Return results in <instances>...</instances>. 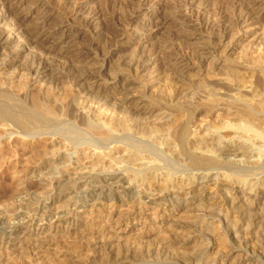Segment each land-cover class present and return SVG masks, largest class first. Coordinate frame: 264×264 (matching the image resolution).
Listing matches in <instances>:
<instances>
[{
  "label": "bare ground",
  "instance_id": "bare-ground-1",
  "mask_svg": "<svg viewBox=\"0 0 264 264\" xmlns=\"http://www.w3.org/2000/svg\"><path fill=\"white\" fill-rule=\"evenodd\" d=\"M145 1L148 0H131V5L136 9L143 4L146 5ZM37 2L41 3L36 17L39 25L35 24L29 31H24L22 21L15 19L16 16L13 18L20 0H0V54L4 53V47L10 44L12 38L20 35L24 36L26 43L36 45L41 51V56L26 69L22 76V84H19L18 79L19 85L17 84L14 90L4 88L9 98L21 104L18 107L22 106L25 112L21 110L24 114L22 113L20 118L13 116L9 117L10 119L7 118L8 120L5 119L8 124H2L4 120H0V140L4 137L11 139L7 144V150H14L15 146L12 148L9 145L17 141L25 146L28 143L48 139L51 141L49 145L54 149L56 147L55 150H65L69 153L48 158L41 157L34 171L36 176H42L58 166L69 167L70 162L74 161L72 156L76 154L78 148L81 150L80 155L87 159L93 157L94 160H98L97 157L101 156L99 153V156L97 155V150L106 149L114 144L123 146H114L110 151L123 149L128 154L129 150H135V153L136 151L144 152L146 155L142 158L136 154L134 156L137 159L134 162L135 166H132L133 163L132 167L125 165L121 168V173L116 172L115 165L113 166L114 163H112L114 161H106V164L102 165L101 160V165L98 164L96 169L86 166H80L79 169L72 161V168H68L66 174H61L60 177L47 182L48 185L38 186L41 190H39L41 197L39 194H33L29 186L21 188L17 198L27 200L12 202V209L9 208L10 213L17 211L12 217L13 224L9 226L6 221H0V264H47V260L56 253H62L65 263L80 261L81 264H217L218 261L219 264H223V257L232 259L235 264H264L262 254L257 253L256 255L255 252H248L242 243L247 236H252L259 241V250L264 252V187L258 184V177L264 173V158L254 163L236 160L240 154H246L243 150L244 144H249L250 147L256 144L264 145V109L259 112L260 115L256 113L259 118L238 110V114L220 122L221 126L218 128H214L212 124L208 125L209 123L203 126L202 130L199 125L196 127L197 123H194L202 115L204 117L208 116L207 113L221 112L214 99L218 98L219 90H226L229 87L221 80L210 79V76L208 77L210 80L205 81L204 85L208 90L204 93L205 102L198 109L185 110L170 124V115L165 114L166 109L175 108L171 106L178 107L180 103L178 100L184 99L183 92L172 91L167 95H159V99L155 100L158 103V109L152 106L148 110L139 111V109L127 108L123 105L124 103L120 105L117 100L111 104L109 100H112V97L108 95L105 88L102 92L93 88L96 80L99 79L97 82L104 87L109 81L116 87L119 81L128 82L130 79H137L140 70L154 58L153 56L157 62L163 57L158 52L140 51L125 63L113 64L115 71L110 70V75L107 74L108 76L105 77L103 73L108 60L111 61L112 56L115 55L109 48L119 46L121 39L128 37V31L132 29L133 24L136 23L140 28L149 27L151 20L141 22L128 18L130 21L127 24L122 22L120 25L122 26L120 32L106 39L105 43L108 41L109 48L107 51L104 48L106 52L104 51L98 64L96 62L86 63L85 60L83 66H78L84 62L85 58H69L62 61L57 58L58 52H55L57 55L51 53L54 52L55 47L52 43L58 33L48 29L51 21L48 13L52 0H37ZM175 2H178V5L182 4L183 8L176 5V9L170 7L175 10L173 18L181 17V15L185 18L181 12L188 11L191 14L193 9L200 4L203 10L207 8L202 0H177ZM240 4L241 6L237 5V12L234 11L236 16L232 14L234 18L230 17L231 20L228 21L231 25L223 24L225 27L219 28L216 39L210 25L212 21H202L198 16H190L187 19L188 29L192 26L202 35L212 30L206 37V41L209 42L208 54L210 56L221 49L223 42L230 34L232 36L234 31L240 33L243 29H247V24L253 20L254 6L246 3ZM55 5L51 8L57 10ZM256 5H264V0H258ZM83 7L76 1L72 2L62 21L67 23V26L75 27L77 30L83 29L89 33L90 43L86 51L97 60L99 57L95 47L99 44L98 36L91 34L89 29L99 27V24L95 22L104 12L102 13L98 8L94 9L95 11L91 14L87 10L86 14L87 11L84 12ZM111 7L109 11L107 10L110 21L121 16L119 7V10ZM7 16L12 18L8 24L3 22ZM105 19L102 18V20ZM262 19L264 21V14L255 22ZM220 21L225 23L222 17ZM220 21L218 20L219 23ZM215 31L217 32L216 29ZM79 35L77 32L73 35L66 34L67 37L64 39L72 37L76 40ZM59 36L62 39L63 32ZM174 46L178 50L174 61L189 63L194 60L199 62V71L202 72L201 55L197 50L192 51L189 48L188 52H184L185 46L181 42ZM174 49L175 47L172 52ZM16 52L19 53L17 50ZM259 52L260 54L248 56L246 58L248 61L245 59L246 67L235 68L244 70L247 75L245 85L241 84L243 88L240 86L241 91H247V95H255L254 89L264 87V52ZM4 54L0 57V67H2L0 70L2 71L8 62L6 59L8 56ZM56 61L59 64L56 65L57 69L54 70L53 75L68 84L66 87L68 93L61 99L59 96L63 89L54 87L45 91L42 88L44 84L38 83L41 74L48 69V65ZM207 65L211 66V69L217 67L215 63ZM108 67L111 68L112 65ZM209 68L206 69L207 73H210ZM147 91L148 89L144 87L142 97H145ZM95 109L99 111L97 116L101 119L95 118L96 115L93 114L96 112ZM229 114V112L226 113L227 117ZM2 115L3 111L0 110V119ZM147 121L152 122L151 125H153H144ZM69 129H72V133ZM237 133L243 138L241 143L244 144L240 147L235 144L234 136L238 135ZM229 134L233 136L230 137ZM45 150L49 149L46 147ZM110 155L111 152L107 153L108 160ZM134 157L132 156V160ZM117 163L120 162L115 164ZM40 165L44 168L38 169ZM103 170L113 172L109 175H102ZM147 172L151 175L147 178H151L149 181H152L154 189L148 190L143 187ZM249 178L252 179L249 180ZM209 182L212 183L211 188L207 186ZM124 184L130 185V188L121 190ZM159 184L161 187H156ZM247 189L250 190L247 191ZM4 191L0 193V197L5 196ZM45 192L48 194H44ZM216 198L223 202L220 204L213 202ZM3 199L7 200V198ZM2 205L0 204L1 207ZM4 205L1 209L6 208L7 210V202ZM61 205L67 206V209L58 214L56 211ZM161 206L166 209H162ZM176 206L189 210L188 213H192V216L188 214L190 216L188 220L170 217L166 210H174ZM252 207L254 210L251 209ZM163 219L167 220L164 222ZM111 222L114 223V227L111 226ZM158 224L160 227L168 224L167 228L170 232L163 237L156 238L155 241L153 239V242L151 240L150 245H144L145 242L142 243V241L150 238V231L154 230ZM135 229L142 231L134 234ZM125 235L136 236L134 239L137 241L134 240V242L136 241L138 245L136 242L134 245L133 240L132 243H125L126 241H123ZM215 237L224 241L223 251L220 252L223 256L221 259H217L215 255L210 257L209 245L217 239ZM234 262L231 263L234 264Z\"/></svg>",
  "mask_w": 264,
  "mask_h": 264
},
{
  "label": "rangeland",
  "instance_id": "rangeland-1",
  "mask_svg": "<svg viewBox=\"0 0 264 264\" xmlns=\"http://www.w3.org/2000/svg\"><path fill=\"white\" fill-rule=\"evenodd\" d=\"M53 1H56V2L54 3ZM74 1H76L78 4L83 5L84 12L88 10L89 14L93 13V11L97 10L98 8H99L98 9L99 11L101 10L102 13L104 12L101 18H99L100 20L97 19L99 22L98 21L95 22L96 24L97 23L99 24V27H97L96 29L94 27L93 28L91 27L89 29L91 34L98 36L96 37L98 39L99 49H98V46L95 47L97 48L98 57H99L97 60H95V57H93V55L90 52H87L89 49L88 43H90V39L88 35L89 33H87L86 31H83V29L77 30L75 27L67 26L68 24L63 22L64 14H66V12L69 11L71 7V3ZM74 1L68 0V3H67V0H60V1L52 0V4H50V7L48 6L50 9V12L48 13V17H50L51 19L48 29L58 32L56 39L52 43V46L55 47L54 52H51V53L58 52L59 55L57 56V58L62 61L68 60L69 58L70 59L71 58L76 59L80 57L85 58L84 62H81L82 64L80 63L78 64V66L79 65L83 66L85 63V60H86V63L94 64V62H96L98 64L101 56L107 51V48H109V46L107 45L108 41L105 43L106 39H108L110 36H113V34L114 35L117 34L118 32L122 30V28H120L122 27L120 26L122 22L123 24H127V22H129L130 20H133V21L137 20L141 22L151 20L152 22L149 27H143V28L138 27L136 23L133 24L132 29H129L128 31V34H129L128 37L126 38L124 37L123 39H121L120 43L118 44L119 46L109 48L110 50H112V52L115 53V55L112 56L113 58H111V61L108 60L107 66L105 68L107 71L104 69L103 73L105 77L110 75L111 71L112 72L115 71V68H113L114 67L113 64L115 63L117 64L119 62L125 63L129 61L132 58V56H134V54H137V52H140V51L141 52L142 51L143 52L153 51L152 53L158 52L160 55L162 54L163 57L160 56L162 58L159 57L160 59L157 62V59L155 58V56H153L155 59L153 58L151 61H149L143 66V68L140 70L137 76V79H134V80L130 79L128 80V82L119 81L116 84V87H114L115 84L110 81L104 87L100 82H97L99 79L96 80V83H94L93 88L95 90L99 89V91L101 92L103 88H105L108 95L112 97V100H109V103L112 104L113 102H115V100H117L118 104L122 105L124 103L123 105L126 106L127 108H135V109H139V111H145L151 108L152 106L157 108L158 103H156L155 100L157 98L159 99V95L160 96L167 95L169 94V92H172V91L183 92V94H185L184 99L178 100L180 101L179 103L180 107L178 106L179 107L178 108L177 106H171L175 108L168 107L166 109L167 111L165 114L170 115L169 117V124H170L171 122L178 119L180 115L184 113L185 110L192 111L193 109L200 108L201 104L205 102L203 100L204 93L208 92L207 88L204 86L205 81H209L210 79L215 78V80L217 79L221 80L222 82L226 84V86H229L228 88H226V90H219L220 92H217L219 93L218 98L214 99V102H217L221 110L220 112L221 114L217 112L215 114L207 113L208 116H204V117L202 115V117L201 118L199 117L200 119H198L194 123V124L197 123V126L195 125L196 127H198L199 125V128L202 130V128H204L203 126H206L207 123H209L208 125L212 124L213 126H215L214 128H218V126L219 127L221 126L220 122L222 123L223 120L230 119L236 113L238 114L239 111L250 113L252 117L254 116L258 117L260 115L259 112L263 111L262 109H264V87H258L254 89V91L256 92L255 95L253 94L247 95L246 94L247 91H241L243 88L242 85H245L247 81L246 80L247 75L244 73V70L235 69L237 67H243V66L246 67L245 66L246 60H247L246 58H248V56L250 57L251 55H257V53L260 54L259 51L264 52V21L262 19L259 22H255L259 19L260 16H262V14H264V5H261V6L256 5L258 0H202L207 5V8H206L207 11L203 10L202 4H200V5H197V7L193 9L192 11L193 13H191L193 15L189 14L188 11L181 12V14L185 15V18L182 17V15L181 17L176 16L175 18H173V15H175V12H174L175 10H172V9L174 8L176 9L178 6L183 8L182 4L178 5V2H175L177 0H148V1H145L146 5L143 4L142 6L136 9H134V7L131 5V0H84V1L74 0ZM113 2L115 3L114 5H113ZM53 3L54 5L56 4L55 7L57 8V10L52 9L54 8ZM240 3H246V4H249L250 6H254V16L255 17L253 16V20H251L247 24V29H243L242 31H240V33L234 31L235 34L236 33L237 34L235 35L233 34L234 33L233 32L232 33L233 37L231 36V34L229 35L232 38L229 36L226 38L225 42H223L224 44L221 46V49H220L221 51L219 50L218 52H216L217 54L215 53L213 56H210L208 54L209 42L206 41V37L209 36L212 30L209 31L208 33L205 32L206 35L205 33L202 35L199 33V31L194 30L192 26H190L188 29L186 27L188 25L187 19H189L190 16H195V17L198 16L200 17V19H202V21H205V20H210V22L212 21L211 22L212 24L210 23V25H211V29H213L212 33L215 34L214 37L216 39L218 35L217 33L220 30L219 28L225 27V25L223 24H226L227 26L231 25L230 23H228V21L233 19L236 16V13H234V11L237 12L238 10L237 5L239 4V6H241ZM40 5L41 3H38L37 0H20L19 6L16 9L17 11L15 10L14 12L15 15H13V18H15L16 16L15 19L22 21L23 26H24L23 27L24 31H29L30 28H33L35 24L39 25L38 24L39 22L36 21V17L38 16L37 12L39 11ZM110 5L111 6L113 5L112 7H115L117 10L120 9L119 11H121L120 13L122 14L119 13V15H121L120 17H118L119 20L117 18L115 20L110 21L111 18L109 17L110 15L108 13L111 7ZM233 5L237 7L235 8ZM99 6L102 8H100ZM104 10L106 11V13ZM88 11L86 12V14L88 13ZM223 14L226 15L227 17L225 16L224 18ZM232 14L233 16L235 14V16L232 17ZM221 17L224 19L225 23H223V21H220ZM230 17L232 18L230 19ZM102 18L103 19L106 18V19L102 20ZM181 18L183 19L181 20ZM156 19H159V20H156ZM11 20L12 18L7 16V19L4 20L3 22L4 23L6 22L8 24L11 22ZM218 20L220 21V23L218 22ZM214 23L215 25L217 24L216 27L218 29L215 27L217 32L214 29V26H215ZM35 27H38V26H35ZM62 32L64 36L62 37V39H60L59 35H61ZM76 32L77 34H80L79 38H77L76 40L72 37L69 39H64L65 37H67L65 36L66 34L73 35ZM26 42L27 41L26 39H24V36L22 37V35H20L18 37L12 38L10 40V44L7 45V47H4V53H6V56H8V58L6 57L8 62L6 61L7 63L5 64L6 65L5 69H3V71L0 70V74H1L0 76V110L3 111V115H4V117L2 115L0 119L2 121L4 120L2 124H8L7 120L10 119L11 117L17 116L18 118H20L25 113L22 106L18 107V105H21V104H17L16 101H13L12 98H9V95L7 92H5L4 88L7 87V90L10 89L12 91L16 88V86H18L19 84H22L21 83L22 76L24 75L26 69L41 56V51L36 45H32ZM49 42H51V40ZM179 42L184 44V46L186 47V48L184 47V52L185 51L188 52L189 48L192 51L197 50L199 52V54L201 55L200 60H202V67H203L202 72L199 71V65H198L199 62H196L194 60L190 61L189 63L181 62V61H174L176 59L175 56L178 53L177 47L179 46V44L176 45L177 47L174 45ZM173 46L175 47V49L172 52L174 48ZM104 48L106 49V51ZM16 50L19 51V53L16 52ZM4 53L0 54V57L1 55L2 56L5 55ZM55 55H57V53H55ZM208 63L209 64L215 63L217 67H215V69L214 68L211 69V66L207 65ZM50 64L51 65H48V69L44 73L41 74V77H40L41 79L38 83L44 84L42 88L45 91H48L49 89H53L54 87H56V89H63L62 90L63 92L61 91L60 92L61 95L59 96L61 99L63 98L62 97L63 95L65 97L66 96L65 94L68 93L67 92L68 90L66 91V87H68V84L66 83V81L64 80L62 81L61 78H56L55 75H53L54 70L57 69L56 65H58L59 63L56 61V62H51ZM248 64H251V63H248ZM109 65H112V67L111 68L108 67ZM208 68L209 70L211 69L210 73H207L206 71V69ZM0 69H2V67H0ZM209 76H210V79L208 78ZM18 79L20 80L19 84L17 83L19 82ZM242 80L244 83L242 82ZM113 87L115 89H113ZM144 87H146L148 91L145 94V97H142L141 93L143 94ZM116 92L120 94H117ZM94 111H96V109ZM12 112L15 113L16 115L13 114ZM98 112L99 111H96L95 113H93L94 115H96L95 118H99V116H97ZM228 112L230 114L227 117L226 113ZM256 113H258L259 115L257 114L258 115L257 116ZM7 114H8V117H7ZM144 117L142 118L144 119ZM105 118H104V121H106ZM99 119H101V117ZM145 120H146V117H145ZM147 122H145L144 125L146 126L153 125V124L151 125L152 122L150 121H147ZM198 122H200V124ZM214 123L216 125H214ZM69 131L72 133V129H69ZM229 135L230 137L233 136L232 134H229ZM241 138L242 137L239 134L234 136V139L236 140L235 144H237L238 147L244 144V143H241V141L243 140V138L242 139ZM10 141L11 139H8L7 137H4L3 139L0 140V157H1L0 158V193L5 190L4 191L5 196L2 195L0 197L1 199L0 204L4 205L7 202V210L6 208L3 210L1 209L5 205L4 206L2 205V207L0 206V221L1 220L6 221L9 226L13 224L14 220L12 219V217L14 213L17 212L15 211L14 213H10L12 209L11 208L12 202H20V201L27 200L26 198H23V199L19 197L17 198L19 190H21V188L29 186L33 194L35 195L39 194V197H41L40 196L41 192H39L40 187L42 185L45 186V184L48 185V183L51 182L52 179L60 177L59 175L66 174L67 173L66 170H68V168H72L71 163L73 161L72 160L70 162V165L67 168H64V166H58V167H55V169L51 170L50 172L44 173L42 176H36V173H34V171H35L36 165H38L39 161L41 160V157L48 158V157H52L55 155L58 156V155L69 154V153H67L65 150H55L56 147L54 149L52 146H50L49 143L51 141L48 139H44L43 141L41 140L39 142L28 143L27 145L25 144V146L21 144L19 141H17L9 145L12 148L15 146L14 150H7V144L10 143ZM114 146H123V145L114 144V145H109L108 147H106V149L97 150L96 151L97 155L98 156L99 154L101 155L100 157H97L99 158L98 160L96 159L94 160L93 157L90 159L84 158L83 155H80L79 152L81 150H79L78 148V150H76V154L72 156V158L74 159L73 163H75V166L76 167L78 166L79 169H80V166H84V167L86 166L89 168L93 167V169L94 168L96 169L98 164L100 166L101 163L102 165H105L106 161H109V162L114 161L112 163H114L113 166L117 165L116 167L114 166V168L116 169V172L121 173L122 172L121 168H123L125 165L131 166L133 163L132 166H135L134 162L137 159H135L134 156H136V154L137 156H140V157L142 156V158H144L146 155L144 152L142 153V152L136 151L135 153V150L134 151L129 150L128 154L127 152L123 151V149L110 151ZM244 146L245 147L243 150L246 152V154H240L238 158H236L237 161L243 160V161H247L250 163H254L257 161L259 162L264 158V145L263 144H256L253 147H250L249 144H244ZM46 147L49 150H45ZM89 151L90 150H88V152ZM109 152H111V155L108 160L107 159L108 157L106 156H107V153ZM35 153H39L40 155L35 154ZM129 154L130 156L128 157ZM38 156L40 158H38ZM132 156L134 157L133 158L134 160H132ZM116 162H120V163L122 162L124 165L123 164L121 165L120 163L115 164ZM37 168L38 169L44 168V166L40 165ZM112 170L111 171L103 170L102 175H109L113 172ZM146 175H147L146 176L147 180L145 179V183L143 184V187L147 188L148 190L150 188L154 189V186H152V181H149L151 180V178L150 179L147 178V177H151L150 173L147 172ZM250 179L252 178H249V180ZM258 184L259 186L264 187V173L258 177ZM207 186L208 188H211L212 183L209 182ZM156 187L159 188L161 187V185L159 184V186H156ZM129 188H130V185L124 184L121 190H128ZM248 190L250 189H247V191ZM208 191L207 193H209ZM44 194H48V192H45ZM2 197L7 198V200L5 199L6 200L5 203H4L5 200ZM144 202H147V200H144ZM213 202L220 204L223 202V200L216 198L213 200ZM8 205H11V206H8ZM161 208L166 209V207L164 206H161ZM66 209H67V206L61 205L57 208L56 212L58 214H61L65 212ZM251 209L254 210V207H252ZM166 211L170 214V217H174L175 219H179V220H188L190 216H192V213H188L189 210H183L179 206H176L174 210L169 209ZM188 214L189 215L191 214V215L189 216ZM163 220L165 222L167 219H163ZM167 225L160 227L158 224V226L155 228L156 230L154 229L150 231L149 233L150 238L142 241V243L145 242L144 245L146 244L150 245L153 242V239L155 241L156 238L160 236L163 237L166 234H168L170 232V229L167 228ZM111 226L114 227L113 222H111ZM140 231L142 230L135 229L134 234L139 233ZM134 237L136 238V236L134 235H130V236L125 235L123 241H126L125 243L127 242L132 243V240L133 242L134 240H136L134 239ZM215 238L217 239L212 241V243H210L209 245L210 252H211V253L209 252L210 257H214L215 255L217 259H221L223 256L220 252L223 251L224 241L223 240L221 241L219 237H215ZM252 238H253L252 236H247L245 238L246 239L245 241L242 240L244 248L248 252H255L256 255L257 253L262 254V257H264V252H262V250L261 251L259 250L260 248L258 245L259 241L258 240L256 241L254 238L253 239ZM218 239H220V241ZM135 242L133 243L134 245H136L137 243ZM63 258L64 257H62V253L53 254L52 258H49L47 260L48 261L47 264H81L80 261H70V262L65 263L63 261L64 260ZM222 259L224 261L223 264H232L234 262L232 261V259H227L226 257H223ZM217 264H219V261L217 262Z\"/></svg>",
  "mask_w": 264,
  "mask_h": 264
}]
</instances>
